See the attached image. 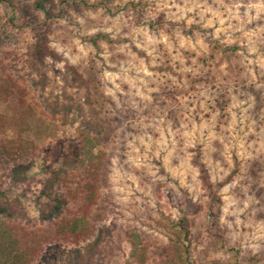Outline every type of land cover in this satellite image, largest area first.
Instances as JSON below:
<instances>
[{"label": "rangeland", "instance_id": "rangeland-1", "mask_svg": "<svg viewBox=\"0 0 264 264\" xmlns=\"http://www.w3.org/2000/svg\"><path fill=\"white\" fill-rule=\"evenodd\" d=\"M61 1L0 0V114L22 87L25 141L108 150L95 245L54 264H264V0ZM36 180L16 217L48 225Z\"/></svg>", "mask_w": 264, "mask_h": 264}, {"label": "trees", "instance_id": "trees-1", "mask_svg": "<svg viewBox=\"0 0 264 264\" xmlns=\"http://www.w3.org/2000/svg\"><path fill=\"white\" fill-rule=\"evenodd\" d=\"M66 2L61 1L60 9ZM34 6L45 12L56 9L54 0H35ZM151 26L158 27L156 23ZM105 36L98 33L91 41L97 44L96 39ZM4 94L11 113L0 114V264H54L75 251L89 253L100 231L99 215L95 218V214L107 209L103 204L110 196L106 144L84 126L80 138L60 145L55 154L51 146L25 141L21 133L29 127L34 113L25 98L28 90L11 85L3 89ZM98 146L101 149L95 153ZM38 156L42 158L41 173L48 176L36 180L19 168L36 162ZM35 180L43 184L38 199L47 200L38 208L48 225L16 217V212L25 211L24 198L37 194L31 187ZM187 220L185 217L184 222ZM181 230L185 235L190 233L185 225Z\"/></svg>", "mask_w": 264, "mask_h": 264}]
</instances>
